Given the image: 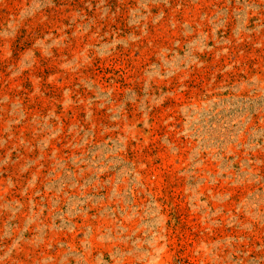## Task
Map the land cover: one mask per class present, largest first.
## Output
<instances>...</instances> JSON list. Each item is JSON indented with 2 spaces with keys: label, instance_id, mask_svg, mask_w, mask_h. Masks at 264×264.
Returning a JSON list of instances; mask_svg holds the SVG:
<instances>
[{
  "label": "rangeland",
  "instance_id": "1",
  "mask_svg": "<svg viewBox=\"0 0 264 264\" xmlns=\"http://www.w3.org/2000/svg\"><path fill=\"white\" fill-rule=\"evenodd\" d=\"M0 264H264V0H0Z\"/></svg>",
  "mask_w": 264,
  "mask_h": 264
}]
</instances>
